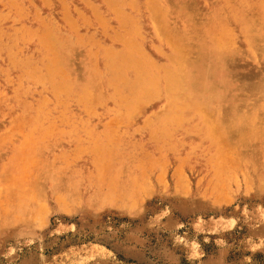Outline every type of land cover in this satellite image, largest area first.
<instances>
[{
	"label": "rangeland",
	"instance_id": "374dc122",
	"mask_svg": "<svg viewBox=\"0 0 264 264\" xmlns=\"http://www.w3.org/2000/svg\"><path fill=\"white\" fill-rule=\"evenodd\" d=\"M243 11L264 0H0V264H264V48ZM193 22L225 48L174 105L169 30Z\"/></svg>",
	"mask_w": 264,
	"mask_h": 264
},
{
	"label": "bare ground",
	"instance_id": "6f19581e",
	"mask_svg": "<svg viewBox=\"0 0 264 264\" xmlns=\"http://www.w3.org/2000/svg\"><path fill=\"white\" fill-rule=\"evenodd\" d=\"M239 12V11H238ZM241 13H239L240 15ZM237 17V16H236ZM240 17V16H239ZM240 21L241 23H245V24H259L262 26V29H258L257 31H255L256 34L259 35V37H256V39H254V36L253 35H249L248 33H246L247 37H249V41L251 44H254V43H257L259 42V46H262L264 48V17H258L255 15L254 12H251V11H243L242 14H241V17H240ZM237 19V18H236ZM188 24V23H187ZM197 26L198 24L196 23H192V25H188L186 26V28L184 29L183 32H177L175 30H169L170 33H171V37L173 39V41L179 46H181L182 50H184L185 54H182L184 55V58L183 56L180 57L181 59L183 58L185 60V64L180 66L178 69H177V72H176V78L178 79V84L180 86L178 87H181V90H180V93L179 91H177V89L173 92L172 96L174 98V101L171 100V102L174 104L176 102V104L179 102V101H183V99L185 98V100H187L189 103L193 104V103H197L199 102V100L197 101V92H196V89H197V85H198V79L200 77V70L198 69V65L200 64L201 65V61H206L207 59L209 58H221L222 56V52H220L221 50H223V47H224V41L223 40H215L214 43L210 44L208 43L207 41V38H204L200 35H198V32L196 31L197 29ZM166 29V28H165ZM164 29V30H165ZM164 32V31H163ZM167 36V35H165ZM228 38V37H227ZM193 41H196L195 43V47L193 49L190 48V44L191 42ZM234 42V41H233ZM247 43V42H246ZM227 44V43H226ZM248 44V43H247ZM246 44V45H247ZM256 44V45H257ZM233 46H235L236 48V45L233 44ZM240 47V46H239ZM225 48V47H224ZM232 47H230L231 49ZM250 49V48H249ZM248 49V51H249ZM64 50L66 52H64ZM63 52L65 53V56L68 55V49H64ZM237 51V50H236ZM256 51V50H255ZM218 52V53H217ZM233 52V51H232ZM230 52V53H232ZM235 52V51H234ZM238 52V51H237ZM247 53V52H246ZM70 54V53H69ZM237 54V53H236ZM252 55V54H251ZM254 55V54H253ZM252 55V56H253ZM225 56V55H224ZM227 56V55H226ZM229 56V55H228ZM254 57V56H253ZM259 57V56H258ZM212 59V60H213ZM228 59V58H227ZM180 61V59H179ZM211 62V61H209ZM214 62V60H213ZM217 62V61H216ZM221 62V60H220ZM184 63V62H183ZM204 63V62H203ZM207 63V62H206ZM181 65V63L179 64ZM178 65V66H179ZM219 65V64H218ZM207 67V66H206ZM216 69V68H215ZM214 69V70H215ZM206 70V69H205ZM208 71V70H207ZM212 72V71H211ZM210 72V73H211ZM209 74V73H208ZM203 75V74H202ZM213 75V74H212ZM215 82V81H214ZM222 83V82H221ZM220 83V84H221ZM212 84V83H211ZM218 85L217 83H214V85ZM219 84V86H221ZM89 85V84H88ZM177 85V83H176ZM201 85V84H200ZM210 85V84H209ZM199 86V85H198ZM205 86V85H204ZM224 86H225V83H224ZM234 86V85H233ZM222 87V86H221ZM176 88V86H175ZM224 88V87H223ZM212 89V87H211ZM179 90V89H178ZM200 90V89H199ZM204 90V89H203ZM215 92V90H214ZM225 96V95H224ZM201 97V96H200ZM223 97V96H222ZM178 101V102H177ZM204 104L209 101L208 98L206 97L204 100ZM224 102V101H223ZM202 103V102H201ZM178 104H181L178 103ZM188 104V103H187ZM217 104V103H216ZM175 105V104H174ZM185 105V103L183 104ZM140 106V105H139ZM188 106V105H185V107ZM199 106V105H198ZM261 109L264 110V104L260 107ZM184 109V108H183ZM220 111V110H219ZM222 111V109H221ZM220 111V112H221ZM264 112V111H263ZM234 114V112L232 113ZM221 116V115H220ZM256 117V113L255 112H252V114L250 115H247L246 118L249 119V117ZM264 116V115H263ZM229 125V124H228ZM231 125V124H230ZM214 126V125H213ZM221 126V125H220ZM224 128L225 125H222L221 128ZM238 134V132L236 133ZM229 149V148H228Z\"/></svg>",
	"mask_w": 264,
	"mask_h": 264
}]
</instances>
